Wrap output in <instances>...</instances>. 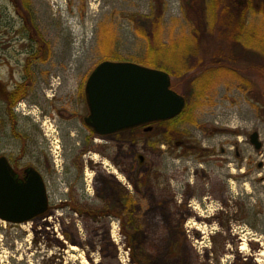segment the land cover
I'll use <instances>...</instances> for the list:
<instances>
[{"label":"rangeland","instance_id":"1","mask_svg":"<svg viewBox=\"0 0 264 264\" xmlns=\"http://www.w3.org/2000/svg\"><path fill=\"white\" fill-rule=\"evenodd\" d=\"M15 1L17 6H21L22 0ZM214 1L219 5L214 6ZM226 2L30 0L32 22L30 17L26 20L40 34L42 44H39L36 40H30L24 31L25 21L19 15V11L23 10H18L12 0H0L2 86L11 91L16 84L25 83L27 59L39 46L43 49L40 57H46L45 61L33 60L31 63L29 70L32 78L25 105L32 106V118L23 121L31 132L32 127L38 128V142L43 147V165H47L51 171V160L58 163L56 180L62 189L61 194H65L64 176H79L81 172L75 161L84 149V136L88 132L81 124L86 105L79 94L84 92L89 76L101 62L113 61L111 59L140 64L148 53L149 38L153 41L151 46L157 48L158 65L172 73L177 72L172 76V83L181 87L180 94L189 98L191 103L190 111L197 126L191 124L185 127L191 136L189 147L194 149L195 145H199L202 149L211 148L218 154L220 147L233 138L223 133L226 128L232 131L243 129L244 134L258 131L264 143V16L255 9L246 11L239 41L229 43L224 40V32L220 33L217 25L215 31L211 26L214 14L221 11L220 4ZM24 3L25 0L22 1ZM154 16L161 17L158 31L153 25L154 19L157 22ZM208 26L210 28L207 29ZM216 32L220 37L215 35ZM212 62L215 65H211ZM207 64L212 68V73L205 77L207 71L203 67ZM51 97L54 98L53 102L49 99ZM0 105L3 107L1 101ZM0 115L3 116L1 108ZM43 122L47 133L43 130ZM11 125L0 126V153L11 143L16 152L20 148ZM198 125L218 129L207 136ZM21 128L18 126L14 132L21 133ZM232 148L229 150V162L236 163ZM244 153L245 161L250 165V176L255 178L250 180L252 185L249 189L253 198L258 197L257 203L264 210V184H253L259 176H264V167H259V163L264 162V146L261 152L246 146ZM195 155L192 152L187 156L188 176H168L169 194L174 200L169 207L163 203L166 200L165 187L160 182L147 185L142 176H121L125 184L122 189L133 193L134 183L140 177L142 184L140 180L138 188L145 197L140 203L142 210L136 206L134 212L121 211L122 222L116 219L114 224L115 242L112 239L104 241L103 226L99 221H91L92 218L77 222L81 237L86 239L84 247L70 242L66 245L56 239L50 223L10 227L0 220V264H87L84 258L89 264H163L164 259L168 258L177 262L179 243L174 238L180 230L178 222L181 212L176 202L177 198L193 197L197 189L194 174L202 170L195 164ZM216 159L221 160V157ZM94 160L99 164L98 156ZM123 162L126 169L131 168V159ZM218 165L215 163L213 166L215 176L221 174ZM86 167L87 163L84 169ZM234 169L237 170L236 167ZM206 172L209 173V170ZM86 174L96 191H107L105 176L90 167ZM203 183L207 184L206 181ZM51 191L49 187L53 204L60 203L61 196ZM92 193L93 189L89 199L93 198ZM251 204L253 211L256 203L252 201ZM81 206L95 212L100 203L94 201ZM70 213L74 220L75 216L78 217L75 211ZM66 227L71 229L72 224ZM238 232L244 238L250 237L244 230L239 229ZM88 239L95 243H90ZM72 246L77 250H72ZM227 246L233 252L232 247L235 246L231 243ZM240 251L245 254L248 249ZM230 260L232 257L225 259L224 264Z\"/></svg>","mask_w":264,"mask_h":264},{"label":"flooded vegetation","instance_id":"2","mask_svg":"<svg viewBox=\"0 0 264 264\" xmlns=\"http://www.w3.org/2000/svg\"><path fill=\"white\" fill-rule=\"evenodd\" d=\"M0 86L3 92L9 91L1 83ZM27 87L29 89V83ZM28 95L10 102L8 99L11 100V98L7 97L8 93L0 91V101L3 103V107L0 105L1 112H3V116L0 115V126L2 125L3 128L6 124H12L14 138L20 142L17 152L11 143L0 153V158H6L21 182H27V178L32 175L33 171L38 173L45 182L49 210L44 216L35 219L32 224L40 223L43 226L42 223H50L53 236L56 239L66 245L70 242L84 247L83 243L86 239L81 237L77 222H80V219L92 218L91 221H95V223L99 221L103 226L104 241L112 239L111 241L115 242V220L122 222L121 211L134 212L136 206L142 210L140 203L145 197L142 195L141 189L138 188L140 177L134 183L135 191L133 193L122 189V185L125 184L122 183L121 176H142L147 185L155 181L160 182L161 186L165 187L164 199L166 198V200L163 203L169 207L170 203H174V200L169 194L170 178L168 176H188L187 156L194 152L196 154L195 164L202 170L201 173L194 174L197 178V189L193 197L189 199L177 198L178 202L175 200L177 204L179 203L181 212V220L178 222L180 230L178 236L174 238L179 243L178 260L174 262L169 258L164 259L163 264H224V260L231 257L232 260L226 261L228 264L264 263V210L257 203L258 197L253 198L252 191L249 189V186L252 185L250 180L255 178L250 176V165H247L244 153L246 146H251L257 152H261L263 149L264 143L258 131L244 134L243 129L233 131L227 128L223 129L224 134H229L233 138L220 147L218 154L215 150H210L211 148L202 149L199 145H195L193 149L188 146L191 136L185 127L191 124L197 126V123L190 111L189 98L182 95L185 98L186 106L183 112L174 119L110 135H99L86 124V118L90 111L84 91L79 94L86 105V113L81 116V124L88 134L84 136V149L75 161L81 172L79 176H66L68 178L64 176L66 188L64 189L65 194H61L62 189L56 180L58 163L51 160L53 161L51 171L47 165H43V147L38 142V128L32 127L34 129L31 132V128H27L23 121L25 118H32V106L25 105ZM49 99L51 102L54 101L53 97ZM19 117L22 120L21 124ZM18 126L22 127L21 133L14 132ZM42 126L47 133L44 122ZM198 126L207 136L211 132L216 133L218 129L212 126ZM254 133L258 134L255 142L252 141ZM242 141H244L243 144H241ZM258 144H260L259 149L256 147ZM230 146L234 149L236 163L229 162L231 160ZM97 156L99 164L94 162ZM218 157H221V160L216 159ZM128 159H131L132 166L126 169L123 160ZM85 163H87L86 169H84ZM215 163L219 164L218 171H221L219 176H215L213 171ZM89 167L105 176V186L108 192L106 190L96 191L86 174ZM259 167H264V162L259 163ZM123 168L124 170H122ZM207 170L209 173L206 172ZM203 181H206L207 184L205 185ZM261 183L264 184V176H259V179L253 182V184ZM140 184H142V180ZM49 187H51V193L55 192L61 196L60 203L53 204ZM92 189L94 191L93 198L89 199ZM253 193L255 194V192ZM94 201L100 203V207L95 212L87 211V208L81 206ZM252 201L256 203L253 211L250 209V206H253ZM72 211L78 215V217L75 216V220L71 216L70 212ZM169 223L170 221H168ZM68 224H72L71 229L66 227ZM24 225H29V223ZM45 229L49 230L46 227ZM239 229L246 231V235L250 237L248 239L242 237L238 232ZM91 241L89 242L95 243ZM230 243L235 246V248L232 247L233 252H230V247L227 246ZM245 244L248 251L247 249L243 250ZM240 250L247 252L242 254Z\"/></svg>","mask_w":264,"mask_h":264},{"label":"water","instance_id":"3","mask_svg":"<svg viewBox=\"0 0 264 264\" xmlns=\"http://www.w3.org/2000/svg\"><path fill=\"white\" fill-rule=\"evenodd\" d=\"M89 116L86 124L99 135L178 117L185 98L172 89L169 73L122 61H103L85 86ZM258 134L252 135V141ZM260 148V144L256 146ZM49 199L42 177L32 172L21 182L6 158H0V220L21 225L44 216Z\"/></svg>","mask_w":264,"mask_h":264},{"label":"trees","instance_id":"4","mask_svg":"<svg viewBox=\"0 0 264 264\" xmlns=\"http://www.w3.org/2000/svg\"><path fill=\"white\" fill-rule=\"evenodd\" d=\"M13 3L16 4V6L18 5L17 2L15 0H12ZM23 1V0H22ZM21 1V6H17L18 10L22 9L23 12L20 10L19 11V15L24 19L25 23H24V31L29 35L30 40L32 41H37L39 44H42V40L41 37L39 36L40 34L35 30V28L33 27L32 23H27L28 17L29 20L32 22V11H31V5H30V0H25V3L22 4ZM197 5V3H196ZM214 6H218L219 4L214 1ZM220 6H222L221 11L219 14H214V20L212 21V30H216L215 27L217 25V27L219 28V32L221 33V31L224 32V34L222 35V37L224 38L225 41L229 42V43H233L235 41H239L240 39V34L243 33L244 30V20H245V13L246 11L250 12L251 10H257L258 13L262 14L264 16V0H227L226 3H224L223 5L220 4ZM27 14H26V13ZM157 20V22H153V25L155 26V28L157 27V29L155 30H159V25H160V21H161V17L159 16H154ZM32 25V27H31ZM210 28L209 26L207 27V29ZM208 31V30H207ZM219 33L216 32L215 35H218ZM216 37V36H215ZM198 38V37H197ZM199 39V38H198ZM217 39V38H216ZM152 39H148L147 42L148 44H150L148 46V50H147V54L141 59L140 64L143 66H147V67H151V68H156V69H161L164 70L166 72H168L169 74H171V76L173 75H177L176 73H172L170 70H168L167 68L160 66L158 64L159 61L156 60V49L151 42ZM36 42V43H37ZM43 52V49L39 46L38 50H35L33 53H30L28 59H27V63L25 65V69H26V73H27V79L25 80V83L22 84H18L15 88H13L11 91H6L3 92L0 86V91L2 93H8V99L10 102H14L15 99H20L22 97H26L28 95V87L27 84L30 83L29 81L32 78V75L30 73V66L33 60L38 61H45L46 57H40L41 53ZM113 61H115L116 59H111ZM212 61V60H211ZM211 65H215V62L210 63ZM204 71H207L204 76L207 77L210 73H212L211 71V67L207 64L204 65L203 67ZM210 72V73H209ZM172 89L175 90L176 92L180 93L181 87L179 88V86H176L174 83H172Z\"/></svg>","mask_w":264,"mask_h":264},{"label":"bare ground","instance_id":"5","mask_svg":"<svg viewBox=\"0 0 264 264\" xmlns=\"http://www.w3.org/2000/svg\"><path fill=\"white\" fill-rule=\"evenodd\" d=\"M199 219H200V218H199ZM199 219H198V220H199ZM231 235H232V233H231ZM233 236H234V235H233ZM71 249H72V250H77V247L72 246ZM246 249H247V245L245 244L243 250H246ZM84 262L87 263V264H89V263L87 262V259H86V258H84ZM95 263H96V262H95Z\"/></svg>","mask_w":264,"mask_h":264}]
</instances>
